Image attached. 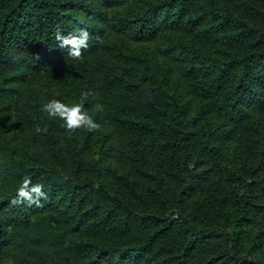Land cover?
<instances>
[{
    "label": "trees",
    "instance_id": "obj_1",
    "mask_svg": "<svg viewBox=\"0 0 264 264\" xmlns=\"http://www.w3.org/2000/svg\"><path fill=\"white\" fill-rule=\"evenodd\" d=\"M0 264H264V0H0Z\"/></svg>",
    "mask_w": 264,
    "mask_h": 264
},
{
    "label": "clouds",
    "instance_id": "obj_2",
    "mask_svg": "<svg viewBox=\"0 0 264 264\" xmlns=\"http://www.w3.org/2000/svg\"><path fill=\"white\" fill-rule=\"evenodd\" d=\"M90 34L86 28H79L75 33L64 35L62 31L57 30L56 40L60 48L68 49V56L74 60H80L83 56V50L89 47ZM99 40V37H97ZM95 94L91 91L81 92V103L67 104L59 99H50L41 106V111L46 113L49 118H59L63 121L62 127L69 134L74 133L78 129H84L88 132L99 131L101 124L98 123L84 109L83 101ZM94 111L97 113L104 112L102 104H95ZM37 133L47 132V128L37 126ZM46 199L44 185L41 183L33 184L29 177L24 178L22 184L17 190L16 197L11 201L13 205L27 203L28 205L39 206L41 199Z\"/></svg>",
    "mask_w": 264,
    "mask_h": 264
}]
</instances>
